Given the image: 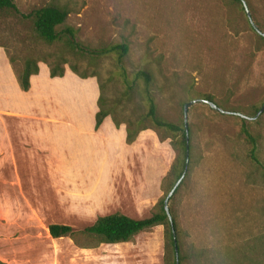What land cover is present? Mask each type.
<instances>
[{"label":"rangeland","instance_id":"obj_1","mask_svg":"<svg viewBox=\"0 0 264 264\" xmlns=\"http://www.w3.org/2000/svg\"><path fill=\"white\" fill-rule=\"evenodd\" d=\"M244 1L264 31V0ZM15 2L17 10L0 15L3 72L15 74L9 56L20 71L28 57L54 64L63 55L89 77L66 64L68 73L96 83L93 104L103 84L113 115L125 125L148 113L149 96L158 115L184 125L185 103L199 99L188 111L191 164L170 199L180 264H264V111L255 119L234 114L254 117L264 104V36L245 7L233 0ZM51 2L69 6L59 29L74 28L85 47L127 43L128 54L121 61L111 54L93 58L61 41L44 42L30 13ZM141 69L151 71L149 85L135 77ZM42 78L29 94L0 81V261L164 264L163 225L117 244H96L82 230L100 215L144 218L156 211L172 184L170 138L161 141L154 130L153 141H138L129 151L123 145L120 168L102 171L94 111L79 124L65 90L45 72ZM207 96L228 113L203 101ZM53 223L73 226L74 237L54 238Z\"/></svg>","mask_w":264,"mask_h":264},{"label":"trees","instance_id":"obj_2","mask_svg":"<svg viewBox=\"0 0 264 264\" xmlns=\"http://www.w3.org/2000/svg\"><path fill=\"white\" fill-rule=\"evenodd\" d=\"M233 1L244 6L243 0ZM8 9L17 10L15 0H0V15L4 10ZM70 13L71 10L68 5L58 2H51L36 8L30 13V16L33 18L34 29L37 35L47 44L51 45L61 41L60 43H62L63 47L66 49H72L73 51L79 53L87 52L93 58H99L101 56L111 54L112 56H116L118 60L121 61L123 57L128 54L129 45L127 43H111L101 45L99 47L88 48L76 40V30L74 28L67 26L63 30H60L59 27L67 22ZM9 61L15 70V76L19 88L26 92L31 89V77L38 74L40 71L39 62L41 61L48 65L49 74L52 78L63 77L66 71V64H69V68L80 77H89L87 74L81 73L79 71L77 64L69 62V60L63 55L57 56L54 64L48 62L47 58L37 59L34 57H28L24 61L23 67L20 71H16L14 67V58L12 56H9ZM135 77L137 79H142L146 85H149L153 80L152 73L148 69L138 70L135 73ZM99 89L100 95L97 100L98 109L95 113L94 130L98 131L101 128L105 118L109 115L112 117L115 125L119 127L121 122L113 115V107L108 105V100L104 96V86L102 83H99ZM207 98L213 101L210 96H207ZM148 103L149 111L146 115L141 116L136 122H127L126 141L127 143H133L142 130L150 128L157 132L161 141L170 138V144L176 152L175 160L172 163L171 169L167 176L172 177V184L170 188L166 190L165 194L155 204L157 209L150 216L144 218H135L121 212L100 215L93 224L86 226L82 230V233L87 235L88 238L95 239L97 242L96 244H117L131 241L133 237L140 232L147 231L158 225H163L165 228L164 264H176L175 238L169 215L165 210V199L174 187L177 180L182 175L186 165L187 138L185 125L168 121L158 115L154 97L149 96ZM144 121H150L151 124H142L145 123ZM159 130H163L166 135L163 136L160 134L161 132ZM244 132L246 133L247 138L251 139L252 142L255 141V138L250 133H248L246 129H244ZM251 151L252 154H254L255 147H253ZM190 164L191 155L189 167ZM179 186L175 192L178 190ZM172 217L174 220L176 237L178 241V227L173 215ZM49 231L54 238L67 235L74 237L76 233V230L73 226L61 223H53L49 225ZM85 247H91V245H87ZM0 264L5 263L0 261Z\"/></svg>","mask_w":264,"mask_h":264},{"label":"crops","instance_id":"obj_3","mask_svg":"<svg viewBox=\"0 0 264 264\" xmlns=\"http://www.w3.org/2000/svg\"><path fill=\"white\" fill-rule=\"evenodd\" d=\"M44 72L45 76L47 77V81H55L57 85L61 86L62 89L65 90V93L67 95V106L70 110L74 111L78 119V123L82 125L87 124V122L91 118L92 111H94L93 122L95 123V113L98 109V106L96 103L93 104V98L97 89V85L93 81H87L85 79H82V81L78 80L73 74L68 73L69 69L65 71V75L63 77L52 78L49 74L48 65L44 62H41L39 73L31 77V89L26 92L22 91L19 88L21 93L29 94L33 92L35 86H39L41 84ZM0 81L4 82L12 88L14 87V83L19 86L15 74L12 73V70L9 71L7 69V71L3 72V70L0 68ZM100 129L101 170H109L110 174L115 173L116 170L120 168L122 155L119 151V148L121 146H127V149L129 151L136 146L138 141L155 140V131L152 129H145L139 133L137 139L133 143H127L126 125L124 123H121V125L117 127L110 115L105 118ZM158 141L160 144H162L160 140ZM125 159L128 160L129 157L126 155Z\"/></svg>","mask_w":264,"mask_h":264},{"label":"water","instance_id":"obj_4","mask_svg":"<svg viewBox=\"0 0 264 264\" xmlns=\"http://www.w3.org/2000/svg\"><path fill=\"white\" fill-rule=\"evenodd\" d=\"M243 4H244V7L247 11V15L250 19V22L253 26V28L258 32L260 33L261 35L264 36V31L261 30V28L254 22L252 16H251V12L249 11V8L246 4V2L243 0ZM199 99H193L187 103H185L184 105V125H185V131H186V138H187V150H186V165H185V168H184V171L182 173V175L180 176V178L177 180V182L175 183L174 187L172 188V190L169 192L167 198L165 199V210L166 212L168 213L169 215V218H170V222H171V227H172V230H173V234H174V238H175V254H176V264H180V261H179V246H178V241H177V237H176V230H175V224H174V220H173V217H172V214H171V211H170V199L171 197L173 196L175 190L177 189V187L180 185V183L183 181L184 177L186 176V173L188 171V167H189V161H190V133H189V124H188V111H189V107L190 105H192L193 103H196L198 102ZM207 103L210 104V106L220 112H223V113H228L226 110H224L221 106H219L218 104H216L214 101H211V100H208V99H205L203 100ZM264 111V104L263 106L259 109V111L257 112V114L254 116V117H250V116H247V115H244L240 112H234V114H237V115H240L242 117H245V118H248V119H255L257 118L262 112Z\"/></svg>","mask_w":264,"mask_h":264}]
</instances>
